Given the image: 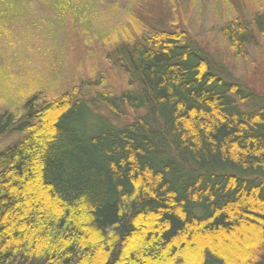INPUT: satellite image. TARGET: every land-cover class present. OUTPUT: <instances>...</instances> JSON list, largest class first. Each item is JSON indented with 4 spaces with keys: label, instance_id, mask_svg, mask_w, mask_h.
<instances>
[{
    "label": "trees",
    "instance_id": "1",
    "mask_svg": "<svg viewBox=\"0 0 264 264\" xmlns=\"http://www.w3.org/2000/svg\"><path fill=\"white\" fill-rule=\"evenodd\" d=\"M127 16L104 56L122 92L0 99V138L18 136L0 150V264H264V106L185 29ZM251 25L221 27L236 55L264 37V11ZM97 105L138 114L116 125Z\"/></svg>",
    "mask_w": 264,
    "mask_h": 264
},
{
    "label": "rangeland",
    "instance_id": "2",
    "mask_svg": "<svg viewBox=\"0 0 264 264\" xmlns=\"http://www.w3.org/2000/svg\"><path fill=\"white\" fill-rule=\"evenodd\" d=\"M54 0H0V99L2 108L18 110L33 89L47 99L74 88L84 98L96 92L115 95L127 88L124 74L105 60L110 33L129 24L128 14L156 12L163 29L183 28L194 47L203 50L231 79L253 94L248 109L264 106V37L254 34L246 56L236 55L221 34V27L237 18L252 28L251 19L264 11V0H72L79 15H61ZM154 10V11H153ZM150 24L154 19L144 17ZM104 38V40H102ZM107 39V40H106ZM253 98V99H254ZM116 125L138 113L125 107L115 118L103 105L94 107ZM14 133L0 138V150L13 144Z\"/></svg>",
    "mask_w": 264,
    "mask_h": 264
}]
</instances>
